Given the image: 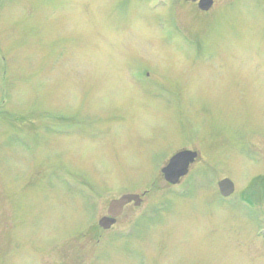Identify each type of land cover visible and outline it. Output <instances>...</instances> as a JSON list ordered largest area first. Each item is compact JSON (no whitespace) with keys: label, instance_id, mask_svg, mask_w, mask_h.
Returning <instances> with one entry per match:
<instances>
[{"label":"rangeland","instance_id":"1","mask_svg":"<svg viewBox=\"0 0 264 264\" xmlns=\"http://www.w3.org/2000/svg\"><path fill=\"white\" fill-rule=\"evenodd\" d=\"M0 264H264V0H0Z\"/></svg>","mask_w":264,"mask_h":264},{"label":"water","instance_id":"2","mask_svg":"<svg viewBox=\"0 0 264 264\" xmlns=\"http://www.w3.org/2000/svg\"><path fill=\"white\" fill-rule=\"evenodd\" d=\"M189 1V0H187ZM198 3V8L202 12H209L213 5L214 0H192ZM198 154L192 151H182L174 155L165 168L162 169L164 179L170 185H177L182 178L188 175L190 165L194 164ZM220 193L223 197L228 198L235 192V186L230 180H223L218 184ZM134 203L139 207L142 200L139 195L127 194L120 199L113 200L109 204L108 216L99 220L100 228L110 230L115 225L116 219L122 214L124 208Z\"/></svg>","mask_w":264,"mask_h":264},{"label":"flooded vegetation","instance_id":"3","mask_svg":"<svg viewBox=\"0 0 264 264\" xmlns=\"http://www.w3.org/2000/svg\"><path fill=\"white\" fill-rule=\"evenodd\" d=\"M177 1H179L180 3H184V4H196L197 5V7H198V3L197 2H193L192 0H189V1H187V0H177ZM192 151V152H196L197 154H198V156H197V158H196V161L194 162V164H192V165H190V168H189V173H188V175L190 174V172L192 171V168L199 162V152H197V151H195V150H189V149H183V150H181V151ZM181 151H179V152H181ZM178 152V153H179ZM177 154V153H176ZM175 155V154H174ZM166 164H168V162L166 163ZM162 171V170H161ZM162 174V173H161ZM162 178H163V180H164V176L162 175ZM186 178V177H185ZM185 178H183V179H185ZM183 179H181V181H180V183L182 182V180ZM165 181V180H164ZM170 186V185H169ZM147 193L148 192H144L143 194H134V193H130V194H133V195H139L140 196V198H141V200H142V203H141V205L143 204V200H144V198H145V196L147 195ZM123 196V195H122ZM115 200V199H114ZM132 207H134V208H136V206H135V204L134 203H131V204H129V205H127L125 208H124V210H123V212H122V214L116 219V223H115V225L114 226H112V228L111 229H113L114 227H116L117 226V224H118V221H119V218L124 214V212L126 211V209H128V208H132ZM108 215V207H107V210H106V215L105 216H103V217H106ZM102 217V218H103ZM100 228V227H99ZM101 229V228H100ZM110 229V230H111ZM101 230H103V231H110V230H104V229H101Z\"/></svg>","mask_w":264,"mask_h":264}]
</instances>
